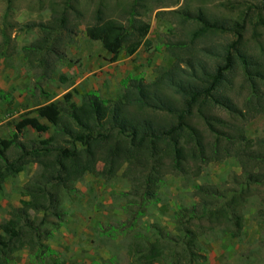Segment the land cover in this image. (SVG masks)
<instances>
[{"label":"trees","instance_id":"1","mask_svg":"<svg viewBox=\"0 0 264 264\" xmlns=\"http://www.w3.org/2000/svg\"><path fill=\"white\" fill-rule=\"evenodd\" d=\"M193 19L203 29L236 35L212 66L191 52L177 56L148 82L128 75L115 98L91 90L76 102L72 89L13 120L10 135L0 137V189L28 164L37 170L21 187L25 198L0 221V264H11L21 249L27 250L31 264H47L50 257L60 264L57 251L46 241L63 224L64 198L76 194L75 183L85 174L107 182L122 164L121 176L128 182V189L120 193L125 218L102 230L110 237L130 235L128 259L120 264H199L205 255L196 247L198 232L221 227L230 238L239 237L250 198L260 200L257 212L264 219V137L248 136L242 125L264 114V64L244 48V20L227 23L202 12ZM59 21L61 27L65 18ZM148 30L149 25L136 18L125 26L98 15L85 33L99 40L115 60L123 48L127 55L134 53ZM46 32L24 50L60 55L51 46L52 31ZM180 44L178 50L189 49L185 42ZM234 71L245 92L240 104L229 95L237 82ZM27 129L46 135L25 141ZM228 157L236 160L240 173H234L227 185L195 184V200L177 206L171 228L158 222L141 224L148 208L160 201L166 174H198L202 165ZM93 264L119 263L110 258Z\"/></svg>","mask_w":264,"mask_h":264},{"label":"rangeland","instance_id":"2","mask_svg":"<svg viewBox=\"0 0 264 264\" xmlns=\"http://www.w3.org/2000/svg\"><path fill=\"white\" fill-rule=\"evenodd\" d=\"M199 12L227 23H243L244 20V48L264 64V0H0V137L10 135L13 120L22 112L57 100L66 91L75 89L72 98L80 102L86 88L71 86L83 68L89 66L93 58L108 61L113 56L103 49L99 40L86 36V26L93 24L98 15L121 21L125 26L131 18L149 25L147 35L135 50L140 54L131 61V72L138 73L147 82L168 69L177 56L191 52L212 66L217 54L236 39V35L203 29L193 19ZM61 17L65 18V23L58 27ZM51 25L54 28L48 30ZM46 31H52L51 46L58 49L60 55L53 51L33 54L24 50L25 46L42 39ZM182 42L189 49L178 50L177 45L181 46ZM127 56L123 48L116 59ZM238 75L229 95L240 104L245 92L239 88ZM98 79L93 77L91 83H98V87L95 85L103 97L115 98L122 90L120 80L112 83L111 78L102 82ZM242 125L248 136L264 137V114H256ZM45 135L27 129L22 139ZM123 169L124 164L118 175L107 182L87 173L76 181V194L64 198L67 213L63 224L46 241L57 251L60 264H93L110 258L119 264L127 261L130 235L110 237L102 232L108 225L125 218L124 198L120 193L128 189V182L121 176ZM36 170L37 166L30 163L4 181L0 189V221L25 198L21 187ZM234 173H240V168L234 158L228 157L202 165L198 174H166L159 188L160 201L148 208L140 219L141 224L158 222L171 228L177 206L195 200V184L227 185ZM259 204L260 200L255 197L246 202L243 229L237 238H230L221 227L198 232L196 247L205 255V260L199 264H264V219L258 215ZM12 264H30L27 250L16 252ZM47 264H53L52 257L47 259ZM156 264L165 263L157 261Z\"/></svg>","mask_w":264,"mask_h":264},{"label":"crops","instance_id":"3","mask_svg":"<svg viewBox=\"0 0 264 264\" xmlns=\"http://www.w3.org/2000/svg\"><path fill=\"white\" fill-rule=\"evenodd\" d=\"M139 54H140L139 51H135L134 53L128 55L124 59L117 58L115 60H108V61L104 59H102L101 61L97 57L93 58L91 64L87 66L86 68H83V72L79 75V77L72 84L71 87L77 88L78 86L81 89L86 88V89H83L85 92L91 91V90L97 92L98 83L96 82H94L93 84L91 83L92 81L91 79L93 77L99 78L100 80L98 79L97 80L98 82H102L106 79L109 80V78H111V80L109 81H112L113 83L115 80L121 81L123 78L127 77L128 75L138 76V73L131 72V68L133 66L131 61L136 57V55H139ZM141 57L142 56L140 55L139 58ZM141 60H143V58ZM141 60L140 62H142ZM95 83L97 84V87ZM92 85H94L95 87H92ZM97 93L100 94V91H98Z\"/></svg>","mask_w":264,"mask_h":264}]
</instances>
